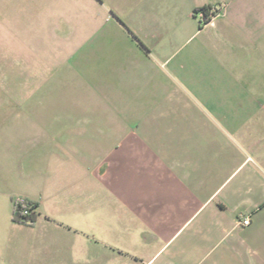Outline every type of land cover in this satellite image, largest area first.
Returning a JSON list of instances; mask_svg holds the SVG:
<instances>
[{"label": "crops", "instance_id": "crops-1", "mask_svg": "<svg viewBox=\"0 0 264 264\" xmlns=\"http://www.w3.org/2000/svg\"><path fill=\"white\" fill-rule=\"evenodd\" d=\"M0 60V264H264V0H0Z\"/></svg>", "mask_w": 264, "mask_h": 264}, {"label": "rangeland", "instance_id": "rangeland-1", "mask_svg": "<svg viewBox=\"0 0 264 264\" xmlns=\"http://www.w3.org/2000/svg\"><path fill=\"white\" fill-rule=\"evenodd\" d=\"M1 61V60H0ZM17 63H20V62H17ZM13 80V88L14 89H19L18 91H11L9 89H11V82ZM17 83V84H14ZM20 84V86L17 87V85ZM21 84H22V77L21 76H17V75H14V76H10V75H5V74H2L0 75V100H9V99H14V98H21V91H20V88H21ZM13 112H20L19 114H27L25 113L26 110H23V109H17V108H14L12 109ZM8 111L7 107H6V104H4L3 107L0 108V115H6V112ZM30 115H36V114H33V111L30 112Z\"/></svg>", "mask_w": 264, "mask_h": 264}, {"label": "built area", "instance_id": "built-area-1", "mask_svg": "<svg viewBox=\"0 0 264 264\" xmlns=\"http://www.w3.org/2000/svg\"><path fill=\"white\" fill-rule=\"evenodd\" d=\"M215 12L214 11H209V22L213 19ZM201 21L203 20L204 16L203 13H199L197 15ZM14 207H15V213H20L22 217V222L24 223H31L29 217L35 212V208H33V204L30 203L28 200L19 198L16 199L14 202ZM250 225V219H247L243 222V226H249Z\"/></svg>", "mask_w": 264, "mask_h": 264}, {"label": "trees", "instance_id": "trees-1", "mask_svg": "<svg viewBox=\"0 0 264 264\" xmlns=\"http://www.w3.org/2000/svg\"><path fill=\"white\" fill-rule=\"evenodd\" d=\"M209 11H210L209 9H202V10L196 11L195 14L198 15L199 13H203L204 18L202 20V23L203 24H207L209 22ZM33 208H35L34 205H33ZM15 220L18 221V222H21V220H22V217H21L19 212L15 213ZM28 220H30L32 222L35 221L34 213L29 217Z\"/></svg>", "mask_w": 264, "mask_h": 264}]
</instances>
